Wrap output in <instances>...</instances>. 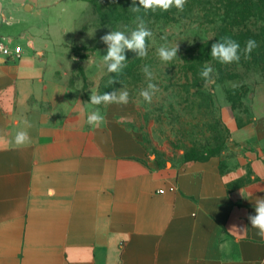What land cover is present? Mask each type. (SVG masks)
I'll list each match as a JSON object with an SVG mask.
<instances>
[{
	"label": "crops",
	"instance_id": "1",
	"mask_svg": "<svg viewBox=\"0 0 264 264\" xmlns=\"http://www.w3.org/2000/svg\"><path fill=\"white\" fill-rule=\"evenodd\" d=\"M63 1L0 0V40L23 50L0 57V264H264L248 220L264 197V90L251 122H231L234 151L160 165L124 104L90 103L107 47L92 4L70 30L53 16Z\"/></svg>",
	"mask_w": 264,
	"mask_h": 264
},
{
	"label": "rangeland",
	"instance_id": "2",
	"mask_svg": "<svg viewBox=\"0 0 264 264\" xmlns=\"http://www.w3.org/2000/svg\"><path fill=\"white\" fill-rule=\"evenodd\" d=\"M121 1L127 5L126 0ZM186 3L182 11L174 6L167 11L157 7L158 18L144 19L152 32L147 40V56L140 58L134 52L126 51V67L118 74L109 73L103 64L97 93L107 87L109 92L120 88L128 91L129 102L124 107L129 123L148 146L150 157L168 167L173 163L207 159L234 151L237 145L232 138L231 122L236 121L239 126L251 122L252 102L264 90V63L219 64L213 60H196V44L213 38L214 30L208 23L202 25L201 19L192 23L191 17L197 12L195 8L189 9L192 5L186 9ZM86 6L84 1L64 0L53 16L61 15L63 26L71 30L79 10L86 9ZM97 12L93 11L89 17L96 19L91 29L100 46L107 47L101 41L105 34L111 31L129 34L136 28L135 19L101 22L102 14ZM107 12L103 10V13ZM70 13L75 16L66 17ZM65 18L70 20L66 22ZM176 44L177 57L168 63L162 62L157 50L161 46ZM86 53L87 49L77 47V54ZM206 64L214 69L215 83L209 87H205L200 76ZM144 65L150 66L154 74L152 82L160 89L151 103L139 95L148 83L142 72ZM90 83L86 80L85 85Z\"/></svg>",
	"mask_w": 264,
	"mask_h": 264
},
{
	"label": "clouds",
	"instance_id": "3",
	"mask_svg": "<svg viewBox=\"0 0 264 264\" xmlns=\"http://www.w3.org/2000/svg\"><path fill=\"white\" fill-rule=\"evenodd\" d=\"M186 0H139V5L145 8L159 7L162 10H169L173 6L178 10H183ZM136 0H133V5ZM139 6V7H140ZM139 7H133L134 12L139 11ZM136 28L129 34L124 31H111L101 37V41L107 45L106 54L103 55V63L109 73H120L125 67L126 51H132L137 57L144 58L148 54L147 40L152 36L151 30L146 27L144 19L136 16L133 21ZM257 42L254 39L246 41L244 48L245 59L250 58V54L256 48ZM178 46H161L157 50V55L162 62L168 63L177 57ZM210 55L213 59L222 64H231L240 61V44L231 37L225 36L211 45ZM214 69L210 65H205L200 72L201 78L205 82V87L215 83L213 76ZM142 72L148 81L147 87L140 90L139 95L144 101L151 103L153 97L160 91L158 85L153 83L154 74L148 65L142 67ZM114 83V81H113ZM235 87V85H234ZM129 102V93L126 89L120 88L103 94H91L90 103L94 105L101 104H127ZM104 122V116L99 109L91 112L87 116V123L93 127H98ZM25 129L31 128L32 124L25 119ZM31 142L28 131L21 130L16 132L14 143L17 146H25ZM254 215H249L248 220L252 228L257 229V234L264 239V197H258L255 200ZM247 228L241 229V231Z\"/></svg>",
	"mask_w": 264,
	"mask_h": 264
},
{
	"label": "trees",
	"instance_id": "4",
	"mask_svg": "<svg viewBox=\"0 0 264 264\" xmlns=\"http://www.w3.org/2000/svg\"><path fill=\"white\" fill-rule=\"evenodd\" d=\"M88 1L92 4L89 15L93 11L100 12L102 14L101 22L108 19L129 21L134 20L136 16L143 19L158 18L157 7L145 8L139 5V0H136L135 5H133L132 0H126L127 5L123 4L121 0ZM186 4V9L192 5L189 9L192 11L195 8L197 12L195 16L191 17L193 18L191 19L192 23L201 19L202 25L208 23L213 26L214 30L213 38L196 44L198 47L196 60H213L219 63L210 55L211 45L222 37L228 36L240 44L241 58L238 63L235 62L236 64L256 65L264 63V0H189V3ZM135 6H140L138 12L133 11ZM103 10H108V12L103 13ZM89 15L86 16V23L95 22L96 19L90 18ZM249 39H254L258 46L252 50L250 58L245 59L244 48ZM105 91L109 92V87L103 88L100 94Z\"/></svg>",
	"mask_w": 264,
	"mask_h": 264
},
{
	"label": "built area",
	"instance_id": "5",
	"mask_svg": "<svg viewBox=\"0 0 264 264\" xmlns=\"http://www.w3.org/2000/svg\"><path fill=\"white\" fill-rule=\"evenodd\" d=\"M22 51L21 46L11 47L8 42L0 40V57H18L22 54Z\"/></svg>",
	"mask_w": 264,
	"mask_h": 264
}]
</instances>
